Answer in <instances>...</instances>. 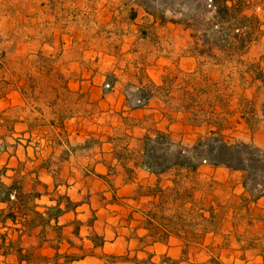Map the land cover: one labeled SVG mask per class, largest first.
I'll use <instances>...</instances> for the list:
<instances>
[{"label": "rangeland", "instance_id": "rangeland-1", "mask_svg": "<svg viewBox=\"0 0 264 264\" xmlns=\"http://www.w3.org/2000/svg\"><path fill=\"white\" fill-rule=\"evenodd\" d=\"M232 1L241 7L236 15L224 11L217 17L216 0H0V91L4 103H13L0 116V133L20 119L30 128L22 142L14 143L13 136L5 135L6 147L20 157L15 167L21 174L8 175L4 181L11 185L24 180L28 188L31 179L27 182L25 173L31 177L37 173L42 181L34 196L26 197L25 223L9 221L10 227L5 228L1 222L0 233L9 231L14 239L22 234L25 249L36 245L42 233V212L35 208L43 204H33V200L44 196L47 204L52 200V207L67 195L81 206L76 213L63 215V221L70 219L74 225L75 219L96 220L93 228L83 227L81 238L66 234L74 246L64 242L62 253L85 255L76 264H107L103 253L133 257L139 246L137 237L147 234L145 227H155L147 220L154 210L153 199L138 197L137 191L141 185H153L155 178L138 170L135 184L126 181L114 159L117 147L111 144L112 137H120L123 147L130 142L132 149L149 129H160L173 132L175 142L190 151L207 138L264 150V80L260 75L264 72V0ZM52 32L53 40L41 39ZM234 33L245 34L234 42ZM39 53L59 60L65 80L75 91L64 90L56 107L48 97L39 102L36 97V93L50 95L49 79L29 96H23L20 89L25 77L20 58ZM29 68L38 73V65ZM140 83L156 97L146 108L133 110L129 105L136 103L134 94ZM63 111L69 118L66 132L61 133L51 122ZM119 113L131 119L124 121L126 125H138L141 120L145 128L137 126L138 135L126 126L120 129ZM123 132L135 138H125ZM205 158L209 159L203 157L195 176L196 195L216 213L212 230L205 229L209 222L200 214L187 221L167 219L168 227L177 229L176 235L182 231L183 240L172 236L169 246L160 242L146 251L155 249L157 261L166 254L179 259L186 251L190 264L212 257L224 264H264V197L248 200L242 171L214 167ZM111 165L118 170H111ZM43 167L50 169L53 179ZM99 174L107 178L100 179ZM13 196V209L18 211L20 200ZM6 207L0 202V208ZM204 215L208 218L210 212ZM94 234L105 237L103 249L89 241ZM45 235L53 239L57 234L50 227ZM43 253L53 257L55 250L46 245ZM64 260L59 258V264ZM38 264L55 263L40 260Z\"/></svg>", "mask_w": 264, "mask_h": 264}, {"label": "trees", "instance_id": "trees-1", "mask_svg": "<svg viewBox=\"0 0 264 264\" xmlns=\"http://www.w3.org/2000/svg\"><path fill=\"white\" fill-rule=\"evenodd\" d=\"M214 5L218 10L217 17L224 11V14H233L232 16H234L236 15L235 13L241 9L240 5L232 0H216ZM241 34L234 33V42L239 41ZM54 36L55 34L52 32L51 34L41 37V39L46 42L53 40ZM241 41L242 40H240V42ZM20 59L24 60L21 64L25 66V71H23L25 77H23L21 81L24 84L20 87L23 96H29V93L33 94L34 89L38 86L40 88L44 87L45 79H49V85L52 86L50 95L46 94L44 91H41L44 92L41 94L36 93L38 102L42 97H48L49 103L56 107L58 106V101L56 102V100L62 98L64 90L69 93H75V91L70 89L68 80H65L67 77L64 71L59 67V60L57 58L52 56L47 57L43 53H39L35 56H28ZM32 64L39 66L37 74L30 72L29 65ZM260 75H262L261 78L264 80V72H261ZM17 80L20 81L21 79L17 78ZM150 81L152 87H157L154 81ZM140 84L141 86H138V90L134 94L136 103L134 105H129L133 110L146 108L150 101L156 97V95H152L149 89L142 87V83ZM53 94H55V97H53ZM82 110L85 112L90 109L82 108ZM40 114L44 116L41 111ZM117 115L121 117V122H123L120 129L126 126V128H130L135 135H138L135 131L136 127L140 126L141 128H145L143 127L142 121L139 119H137L139 120L138 125L130 126L124 123V121L131 122L130 118L123 117L120 113ZM148 116L149 115H146L147 118ZM67 118L69 117H67L64 111L60 112L57 120L54 119L51 125L57 126L61 130V133H64L67 130ZM132 119L134 120L135 118L132 117ZM117 128H119V126ZM173 136V132L170 131L149 129L147 133L137 138L139 142L138 147L132 149L129 147L130 142H126L123 147L119 143L120 137H112L114 141L111 140L110 142L117 147V151L114 152V159L118 161L116 164L119 167L118 169L122 170L127 176L126 181L135 184V180H137L139 176L138 170H142L148 173L149 177L155 178L153 185H141L137 191L138 197L145 196L153 199L154 210L147 214L149 217L147 220L151 225H155V227H145L147 234L137 237L139 246L135 256L131 257L130 255L103 253L101 258L108 260L107 264H190L191 257L186 251L183 252L179 259H174L166 254L162 256L160 261H157V251L153 249L152 252H149L146 251V249L147 247H155V245L160 242L169 246V241L172 236H178L179 239L181 238L183 240L184 237H180L182 236L181 234H183L182 231H177L179 235H176L175 232L177 229L175 230V227H168L167 219L170 222L176 219L187 221L189 218L200 214L201 218L209 222V225H207L205 229L212 230L213 223L211 220L216 216V213L204 203L203 199L198 198L196 195V187L198 184L195 176L198 173L200 161L204 156H208L209 159L205 158L206 161L214 167L224 166L232 170H240L244 173L243 184L246 189L245 198L257 201L264 197L263 149L247 143L231 144L223 139L207 138L202 143L201 147L195 146L193 150L190 151L183 148L181 144L175 142ZM123 137L128 139L135 138L134 135H129L127 132H123ZM110 167L112 170L116 166L111 165ZM117 170L114 169L115 172ZM97 176L100 179L107 178L105 175L99 174ZM0 186L2 187L0 191V202L8 204L6 208H0V223L3 222L2 224L5 228L10 227L9 221L14 222V224L25 223L23 214L26 213L25 208L28 204L26 197L28 194L23 192V185L21 182L15 181L12 185L6 186L0 179ZM143 190L145 192H143ZM13 194H15L17 200H20V209L18 211L10 207V203L13 202L11 200V197H14ZM116 197L117 194L115 193L114 198ZM79 206H81V203L75 204L69 196L64 195L60 196L57 200V204L50 207L45 213H39L42 233L39 236L38 243L29 246L27 249L24 248L25 239L22 234H20L17 239H14L9 231L0 233V256L2 257L0 264H38L40 260L59 264V258L65 259L64 264H76L83 260L85 255H81L78 252L69 253L66 251L62 253L61 246L64 242H67L70 248L74 246V243L72 239H66L62 232V226L59 225L63 215L70 212L76 213V208ZM169 209L171 212H168ZM206 211L210 212V217L208 218L204 215ZM2 214H4V216H2ZM19 215L22 216L20 217ZM53 220L56 221L54 226L52 225ZM95 220L96 217L92 220L88 219L87 221L75 219L72 233L77 238H81L83 227L88 226L89 228H93ZM163 220L166 222H163ZM158 221L164 224H160ZM34 227L36 228L38 226ZM50 227H54L57 234L53 239L45 235ZM28 235L30 237L31 233ZM88 239L93 243L94 247L102 249L105 247L106 239L103 235L94 234L93 237L89 236ZM46 245L55 250V255L53 257L43 253ZM80 249L83 250L81 246ZM38 250L41 252H37ZM140 252L145 254L144 258L139 256ZM202 264H224V262L219 257H212Z\"/></svg>", "mask_w": 264, "mask_h": 264}, {"label": "crops", "instance_id": "crops-1", "mask_svg": "<svg viewBox=\"0 0 264 264\" xmlns=\"http://www.w3.org/2000/svg\"><path fill=\"white\" fill-rule=\"evenodd\" d=\"M2 95L3 94L0 91V116L5 114L6 109L13 104V103L9 104L7 102L4 103L2 101V98H3ZM28 125H29V123L27 121H25L24 119L15 120L14 122L12 121L10 123V126L6 132L0 133V179L2 180V182L4 181V177H6L8 175L10 176L11 174L12 175L17 174V176H19L21 174V169L15 167V165L17 163L19 164L18 161H19L20 157L17 154H14V151H12V148L6 147V143H5L6 136L5 135H8V137L13 136V142L14 143L22 142L23 138L27 137V131L30 132V128ZM17 136H21V137H17ZM17 153H20V151ZM28 154H29V152H28ZM14 160L16 163H13ZM10 168H12V170H9ZM42 169L45 172V174H48L52 178V174H51L50 169H48L47 167H43ZM35 174H36L35 177H31L30 176L31 173H25V175H26L25 179L27 180V182H30V181H28L29 178L31 179L30 187L26 188V186H25L26 182L24 180H23V182L21 181V184L23 185V192L27 193L28 196L35 194L38 191V189H37L38 183H42L40 175H37V173H35ZM17 178L18 177H16L15 179H17ZM21 179H22V177H21ZM15 181L16 180H14V182ZM45 182L46 183L45 184L43 183V184L46 186H49V182L48 181H45ZM7 186H10V184H7ZM43 198H44V196H41V195H39L38 197L36 196L35 199L33 200V204L34 203L35 204H37V203L43 204V207H36L35 209H37L39 212L45 213L50 208V206H51L50 204L52 203V200H49V203L47 204L44 200H42ZM1 204L4 206H8V204H5V203H1ZM13 205H14V203L11 202L10 207L14 208ZM32 207H34V206L32 205ZM28 209H29L28 207L25 208L26 213H27ZM65 218H67V217H65ZM26 220H27V215H25L24 222ZM70 222H71L70 219H65L64 221L62 218L60 219L59 225L62 226V229H63L62 232H63L64 236H67L66 234H71L73 231L72 230L73 225H71ZM52 224L55 225L56 221L53 220ZM52 228L54 229V227H52Z\"/></svg>", "mask_w": 264, "mask_h": 264}]
</instances>
